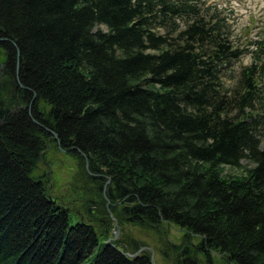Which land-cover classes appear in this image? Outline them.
<instances>
[{"label":"trees","instance_id":"16d2710c","mask_svg":"<svg viewBox=\"0 0 264 264\" xmlns=\"http://www.w3.org/2000/svg\"><path fill=\"white\" fill-rule=\"evenodd\" d=\"M227 20L203 0H0V264H153L114 221L264 264V35L240 46ZM48 145L94 185L80 210L44 198Z\"/></svg>","mask_w":264,"mask_h":264},{"label":"rangeland","instance_id":"374dc122","mask_svg":"<svg viewBox=\"0 0 264 264\" xmlns=\"http://www.w3.org/2000/svg\"><path fill=\"white\" fill-rule=\"evenodd\" d=\"M203 1L206 4L216 3L222 7L223 13L228 17L226 25L231 38L240 46L248 48V40L264 35V0ZM249 61L250 55L246 50L237 60L231 62L229 68L238 71L242 64ZM232 83L233 79L226 78L228 86ZM242 165L246 167L248 164L243 160ZM79 168L74 156L54 145H48L43 162L38 164L34 174L38 176L46 170L50 175L49 182L52 190L50 194L60 196L64 202L69 201L70 207L80 210L84 206L83 202L81 203V200H85L84 190L89 191L94 188V185L86 179L80 182L77 175ZM241 171L230 167L224 168V173L231 175L239 174ZM90 207L93 211L91 218H94L96 223V219L100 216L99 211L95 212L94 205ZM103 222L102 225H105L106 222ZM112 226L114 228L110 230V233L117 232L116 238L121 239L123 248L127 245L125 248L130 251L140 246L136 251L137 254L147 255L150 259L152 258L154 264H232L221 251L211 250L208 255L199 251L197 247L199 237L187 235L184 228L173 223L164 221L159 225L144 226L129 222L118 224L114 221ZM99 247L95 248V252L99 250Z\"/></svg>","mask_w":264,"mask_h":264},{"label":"water","instance_id":"95a60500","mask_svg":"<svg viewBox=\"0 0 264 264\" xmlns=\"http://www.w3.org/2000/svg\"><path fill=\"white\" fill-rule=\"evenodd\" d=\"M44 198H45V200L47 202H50V203H52L54 205H57L62 211H64L66 209L67 205L69 204V201L68 202H64L63 198H61L60 196H54V195H51V194H48V193L47 194H44ZM80 219H81V222H83V216L82 215H80ZM116 233H115V235L113 237L114 239L117 237V234ZM131 255H137V252L134 253V254H131ZM151 260H152V258H151Z\"/></svg>","mask_w":264,"mask_h":264}]
</instances>
